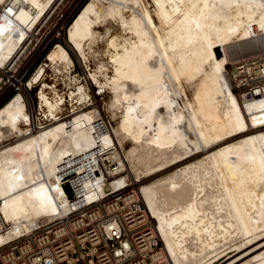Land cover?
Segmentation results:
<instances>
[{"label":"bare ground","instance_id":"bare-ground-1","mask_svg":"<svg viewBox=\"0 0 264 264\" xmlns=\"http://www.w3.org/2000/svg\"><path fill=\"white\" fill-rule=\"evenodd\" d=\"M21 1L16 18L0 16V63L52 0ZM151 1L157 22L142 0L79 8L67 42L87 66L86 82L58 42L46 61L67 91L43 83L38 92L55 121L31 130L20 92L1 103L0 244L68 212L72 198L56 170L64 156L95 145L100 110L87 101L90 78L100 93L113 92L107 109L116 124L101 139L116 138L124 152L116 172L126 174L86 187L136 180L174 264H214L231 249L221 264H264V95L242 101L226 74L233 54L264 42V0ZM66 100L71 114L56 116Z\"/></svg>","mask_w":264,"mask_h":264},{"label":"built area","instance_id":"built-area-1","mask_svg":"<svg viewBox=\"0 0 264 264\" xmlns=\"http://www.w3.org/2000/svg\"><path fill=\"white\" fill-rule=\"evenodd\" d=\"M84 1L52 0L36 21L23 24V38L0 63V104L20 92L30 115L27 126L31 130L55 121L39 104L38 92L45 83L44 91L50 92L52 86L65 95L67 86L44 58L61 40L70 50L66 32ZM22 6L21 0H0V16L16 18ZM41 65L38 79L33 80ZM227 65L231 89L242 101L264 95L263 40L252 49L233 54V62ZM86 85L90 92L87 101L100 110L91 126L95 145L81 154L64 156L56 170L60 184L68 181L72 188L70 208L65 214L38 220L30 230L20 231L1 243L0 264H174L136 180L126 177L125 184L105 191L96 185H85L86 180L104 183L112 176L126 174L125 170L116 172V155L124 157L116 138L109 143L101 139L113 124L96 99L102 92L90 78ZM65 102L69 100L61 105ZM63 114V110H58L55 115ZM7 225L4 223L3 228Z\"/></svg>","mask_w":264,"mask_h":264},{"label":"rangeland","instance_id":"rangeland-1","mask_svg":"<svg viewBox=\"0 0 264 264\" xmlns=\"http://www.w3.org/2000/svg\"><path fill=\"white\" fill-rule=\"evenodd\" d=\"M143 1V3H144V5H146V6H148V4L149 3H151L149 6V10L151 11V14L153 15V17H154V19H155V22H157V18H156V16H155V14H154V12H153V4H152V1L151 0H142ZM85 2H87V0L85 1ZM84 2V3H85ZM83 3V4H84ZM83 6V5H82ZM152 6V7H151ZM79 11H77L76 12V14L73 16V18L71 19V21L69 22V23H71L72 21H73V19L75 18V16L77 15V13H78ZM69 28V27H68ZM100 30H103V28L101 27L100 28ZM67 31H68V29H67ZM65 41L67 42V32H66V37H65ZM61 41H64V40H61ZM61 41H60V43H61ZM56 43H58V42H56ZM65 43V42H64ZM64 43H62L67 49H68V47L64 44ZM68 43V42H67ZM69 45V44H68ZM70 46V45H69ZM54 47V46H53ZM53 47H51L50 49H52ZM71 47V46H70ZM247 48H249V47H247ZM246 48V49H247ZM50 49L46 52V54L50 51ZM69 50V49H68ZM71 51V52H70ZM69 52H70V54H71V56L73 57V59H74V62H75V66H74V69H73V72L74 73H77V75L79 76V78L80 79H82V81H84V78H85V76L88 74V69H87V66L86 65H83V62L84 61H82L81 59H80V57H79V55L72 49V48H70V50H69ZM219 52H221L220 51V49H219ZM44 61H45V63H46V65H47V61H46V57L44 58ZM85 63V62H84ZM89 65L91 66V67H94V62H93V59H90L89 60ZM227 67H228V65H227ZM66 84V86H67V83H65ZM67 91V88H66V90H65V92ZM112 97H113V92L112 91H109V92H107V91H105V92H102L101 94H100V96L98 95V97H96V99L100 102L99 104L100 105H102L103 106V109H104V111L112 118V114H111V112L107 109V104L108 103H110L111 102V100H112ZM92 99H93V101H94V98H93V96H92ZM9 100V99H8ZM7 102V101H6ZM6 102H4V103H6ZM3 103V104H4ZM3 104H1L0 106H2ZM81 104H83V103H81ZM81 104H78V106H80ZM65 108L64 109H62L63 110V116H67V115H69V114H71V111H70V108H71V106L69 105V103H65ZM113 119V118H112ZM113 124L115 125L116 124V121H115V119L113 120ZM12 138H10V139H8V140H11ZM7 141V139L6 140H4V142H6ZM129 143L128 142H126L125 143V145L127 146ZM202 156H204V155H201L200 157H198V158H201ZM161 173H156V174H154V175H152V176H156V175H160ZM148 178V177H147ZM236 249H231L229 252H228V254L227 255H225V256H222L221 258H219L218 260H216L215 262H214V264H221V263H223L225 260H227V257H228V255H233V254H235L236 252Z\"/></svg>","mask_w":264,"mask_h":264},{"label":"water","instance_id":"water-1","mask_svg":"<svg viewBox=\"0 0 264 264\" xmlns=\"http://www.w3.org/2000/svg\"><path fill=\"white\" fill-rule=\"evenodd\" d=\"M62 186H63V188H64V190H65L67 196H68L69 198H72V197H73V191H72V188H71L69 182H68V181H65V182L62 184Z\"/></svg>","mask_w":264,"mask_h":264},{"label":"trees","instance_id":"trees-1","mask_svg":"<svg viewBox=\"0 0 264 264\" xmlns=\"http://www.w3.org/2000/svg\"><path fill=\"white\" fill-rule=\"evenodd\" d=\"M85 1H86V0H85ZM85 1H84V2H85ZM84 2H83V3H84ZM83 3H82V5H84L86 2H85L84 4H83ZM82 5H81V6H82ZM81 6H80V7H81ZM82 7H83V6H82ZM82 7H81V8H82ZM0 105H1V104H0ZM0 107H1V106H0Z\"/></svg>","mask_w":264,"mask_h":264}]
</instances>
